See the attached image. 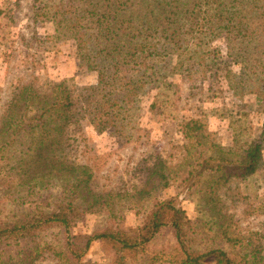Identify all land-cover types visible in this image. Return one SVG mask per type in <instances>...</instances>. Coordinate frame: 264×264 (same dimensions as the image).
<instances>
[{
	"label": "trees",
	"instance_id": "trees-1",
	"mask_svg": "<svg viewBox=\"0 0 264 264\" xmlns=\"http://www.w3.org/2000/svg\"><path fill=\"white\" fill-rule=\"evenodd\" d=\"M36 18L51 21L57 38L76 42L81 63L98 81L83 88L69 80L27 83L6 104L0 182L16 207L0 217V264H264L263 235L237 232L223 201L224 191L264 166V0H46ZM216 42L241 69L229 80L234 94L256 97L260 137L243 138L233 128L232 143L224 146L206 116L191 117L180 124L177 159L156 155L141 165L137 184L96 190L95 167L72 159V130L87 121L97 132L122 135L157 62L175 57L207 74L209 61L222 58ZM177 182L179 196L198 188L213 213L210 222L192 221L178 197L158 198ZM150 202L141 227L123 228L125 211ZM87 215L108 216L109 224L75 235ZM53 229L62 236L50 238ZM166 230L174 244L153 250ZM95 242L104 263L86 261Z\"/></svg>",
	"mask_w": 264,
	"mask_h": 264
},
{
	"label": "rangeland",
	"instance_id": "rangeland-1",
	"mask_svg": "<svg viewBox=\"0 0 264 264\" xmlns=\"http://www.w3.org/2000/svg\"><path fill=\"white\" fill-rule=\"evenodd\" d=\"M44 1L0 0V117L20 85L62 80H69L79 88L97 84L98 75L88 71L81 63L76 42L57 38L51 21L36 18L43 9ZM215 45L220 47L222 58L209 61L207 74L191 72L187 62L181 66L175 57L157 62L147 93L139 98V108L131 112V125L122 135L109 130L97 132L87 121L72 130V159H76L79 164L95 167L96 190L120 191L137 184L141 165L156 155L177 159L179 146L182 145L180 124L191 117L206 116L211 131L218 134L224 146L232 143L233 128L243 138L260 137L263 116L256 110V97L249 93L245 96L234 94L229 80L233 75L240 76L241 69L233 64L223 43L216 42ZM228 71L232 73L229 75ZM152 104L155 105L153 110L150 109ZM132 128L148 130V135ZM179 184L177 182L158 194V198L178 197L192 221L210 222L213 213L201 201L198 188L192 194L179 196ZM14 199L0 182L1 218L15 209ZM223 201L226 210L238 223L237 232H259L263 235L264 245V166L251 179L235 183L230 190L224 191ZM152 205L153 202H150L144 209L139 207L125 211L123 228L141 227ZM108 224V216L87 215L73 229V233L90 236ZM49 236L60 237L62 233L60 229H53ZM173 244V236L166 230L154 240L151 247L156 251L169 249ZM86 261H106L100 242L93 243ZM43 264L53 262L48 260Z\"/></svg>",
	"mask_w": 264,
	"mask_h": 264
}]
</instances>
